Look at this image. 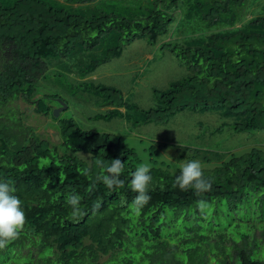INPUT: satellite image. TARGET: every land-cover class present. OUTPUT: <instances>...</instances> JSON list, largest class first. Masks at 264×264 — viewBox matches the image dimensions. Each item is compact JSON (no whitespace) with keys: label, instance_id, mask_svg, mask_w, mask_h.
Returning <instances> with one entry per match:
<instances>
[{"label":"trees","instance_id":"trees-1","mask_svg":"<svg viewBox=\"0 0 264 264\" xmlns=\"http://www.w3.org/2000/svg\"><path fill=\"white\" fill-rule=\"evenodd\" d=\"M182 1L0 0V180L15 187L26 218L19 237L0 249V264H264V147L240 156L187 148L178 161L198 160L211 190L198 195L173 187L180 166L153 167L151 199L134 212L129 183L140 159L122 137L61 118L60 142L52 143L26 123L27 111L13 107L22 100L49 116L46 101L61 97L37 99L38 84L51 63L74 59L85 79L79 87L100 94L109 108L96 119L131 118L130 106L147 124L187 110L215 111L222 128L236 134L264 130V7L251 14L248 0L190 2L185 21L200 23L209 35L186 45H159L189 75L156 89L154 108L139 110L119 89L90 79L137 41L153 47L172 38ZM114 158L124 162V183L91 187L84 171L95 174L98 160ZM70 193L80 195L85 213L76 220L67 204ZM199 200L207 203L203 210Z\"/></svg>","mask_w":264,"mask_h":264},{"label":"rangeland","instance_id":"rangeland-1","mask_svg":"<svg viewBox=\"0 0 264 264\" xmlns=\"http://www.w3.org/2000/svg\"><path fill=\"white\" fill-rule=\"evenodd\" d=\"M190 2L194 3V0L180 2L176 14L177 23L172 26V38L163 37L159 40V44L153 47H148L146 40L137 41L125 49L120 59L101 66L90 76L91 80L94 79L92 82L119 89L123 100L127 101L128 105L137 106L139 110L154 108L158 101L156 89L165 90L174 81L189 75L187 68L181 64L175 54L168 49H160L159 45L165 42L186 45L191 40L209 35L208 29L200 23L185 21V15L193 7L192 5L189 8ZM247 3L251 8L246 7V9L251 14L254 12V15H257V12L263 10L264 0H248ZM182 18L183 22L180 23ZM248 18L250 19L251 15ZM73 60L51 63L47 77L38 84L36 96L39 99L46 94H57L67 101V108L62 105L59 100L61 98L46 101L51 107L49 116L35 113L34 108L22 100L13 106L27 111L26 123L33 126L42 139L59 143V125L56 120L73 118L84 130L122 137L126 145L136 151L140 159L138 165L146 163L150 169L165 165L172 171L185 163L178 161V157L187 148L233 152L240 156L253 147H264V130L236 134L229 128H222L224 120L220 113L215 111L187 110L167 122L147 124L142 122L141 118L144 115L135 112L136 108L130 106V113H133L131 118L127 119L119 115L112 120L96 119L99 114L106 115L109 108L104 106L100 94L79 87L80 82L85 79L80 78L79 67L74 65ZM60 74L61 78L58 77ZM59 109L63 111L59 117L54 116V118L55 111ZM133 119L139 120L140 123L135 124ZM219 128L220 130H217ZM260 258H264V255L260 254Z\"/></svg>","mask_w":264,"mask_h":264},{"label":"clouds","instance_id":"clouds-1","mask_svg":"<svg viewBox=\"0 0 264 264\" xmlns=\"http://www.w3.org/2000/svg\"><path fill=\"white\" fill-rule=\"evenodd\" d=\"M96 165L98 171L95 174H92L91 169H86L83 173L89 177L91 187L94 188L98 183H103L108 189H114L119 188L124 183L120 178L124 169V162L120 158H114L110 163L98 160ZM150 171L148 164L141 163L137 165L135 171L131 174L129 187L136 193L131 204V209L134 212H139L151 199L148 194V187L152 181ZM179 173L175 177L173 187H179L181 190L192 188L195 189L198 195L211 190L212 183L204 177L202 166L198 160H189L183 163L180 166ZM15 192L14 186L7 181L0 180V249H4L15 241L25 225L26 218L22 201L15 195ZM67 204L71 208V216L74 220L85 215L81 208L79 194H68ZM197 207L203 210L207 207V203L204 200H199L197 201Z\"/></svg>","mask_w":264,"mask_h":264},{"label":"water","instance_id":"water-1","mask_svg":"<svg viewBox=\"0 0 264 264\" xmlns=\"http://www.w3.org/2000/svg\"><path fill=\"white\" fill-rule=\"evenodd\" d=\"M62 105H65V107L67 108V105L64 103V102H62ZM63 111V109H59V110H57V111H55V113H54V116L57 118V117H59L60 116V113Z\"/></svg>","mask_w":264,"mask_h":264},{"label":"crops","instance_id":"crops-1","mask_svg":"<svg viewBox=\"0 0 264 264\" xmlns=\"http://www.w3.org/2000/svg\"><path fill=\"white\" fill-rule=\"evenodd\" d=\"M151 57V56H150Z\"/></svg>","mask_w":264,"mask_h":264}]
</instances>
